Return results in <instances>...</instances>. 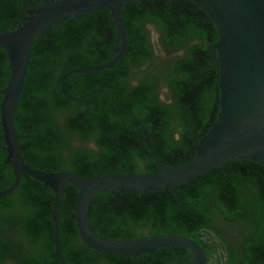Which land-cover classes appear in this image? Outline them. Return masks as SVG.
Here are the masks:
<instances>
[{
    "label": "trees",
    "instance_id": "16d2710c",
    "mask_svg": "<svg viewBox=\"0 0 264 264\" xmlns=\"http://www.w3.org/2000/svg\"><path fill=\"white\" fill-rule=\"evenodd\" d=\"M42 0H0V31H11L26 8ZM128 50L113 67L73 73L104 63L119 45L111 12L69 18L37 37L13 120L25 161L47 172L85 177L157 173L193 160L196 144L216 120L219 63L215 23L190 0H139L124 5ZM158 35L156 53L152 39ZM0 47V90L9 80ZM166 91L165 98L161 93ZM2 96L0 94V107ZM0 125V192L14 182L4 165ZM78 189L66 184L60 204V251L67 264H192L181 246L154 253L110 256L89 248L78 234ZM54 192L28 175L0 199V264H61L54 250ZM89 222L99 235L129 240L177 234L203 248L209 264H264V166L233 159L170 190L109 191L90 203Z\"/></svg>",
    "mask_w": 264,
    "mask_h": 264
},
{
    "label": "water",
    "instance_id": "95a60500",
    "mask_svg": "<svg viewBox=\"0 0 264 264\" xmlns=\"http://www.w3.org/2000/svg\"><path fill=\"white\" fill-rule=\"evenodd\" d=\"M135 1L139 0H42L38 7L26 8V17L15 29L0 32V47L7 51L10 69L7 85L0 90V125L7 151L5 164H10L14 172L13 184L0 192V199L16 190L24 174L54 192V250L61 264H67L60 251V204L66 184L78 189L74 219L80 239L89 248L105 255L135 258L152 254L159 248L181 246L191 252L192 264H209L199 243L186 236L146 235L116 240L97 234L89 222L91 201L98 194L109 191L170 190L233 159H248L264 166V0H190L215 23L219 36L213 47L219 63V112L208 132L196 144L193 160L178 167L166 166L155 154L146 133L151 156L161 168L157 173L130 171L89 178L71 171L47 172L25 161L13 117L37 37L69 18L80 19L82 14L93 11L111 12L119 38L114 57L98 65L67 72L62 80V90L66 94L64 84L69 75L113 67L122 59L128 50L122 8ZM67 96L74 100L85 97Z\"/></svg>",
    "mask_w": 264,
    "mask_h": 264
},
{
    "label": "rangeland",
    "instance_id": "374dc122",
    "mask_svg": "<svg viewBox=\"0 0 264 264\" xmlns=\"http://www.w3.org/2000/svg\"><path fill=\"white\" fill-rule=\"evenodd\" d=\"M152 39L154 41V44H155V48H156V53H161V54H165V52L159 47V44H158V35L156 34V32L153 30L152 32ZM165 93L166 91L164 90L162 93H161V97L165 98Z\"/></svg>",
    "mask_w": 264,
    "mask_h": 264
},
{
    "label": "flooded vegetation",
    "instance_id": "af4514ba",
    "mask_svg": "<svg viewBox=\"0 0 264 264\" xmlns=\"http://www.w3.org/2000/svg\"><path fill=\"white\" fill-rule=\"evenodd\" d=\"M0 32H8V31H0ZM66 92V91H65ZM161 99H164L163 97H161ZM146 133H148L147 131H145V135H146ZM149 135V134H148ZM149 137H150V135H149ZM150 141H151V139H150ZM146 144H147V136H146ZM152 145V144H151ZM5 147V146H4ZM5 149V148H4ZM7 152V151H6ZM4 165H7V164H5L4 163ZM13 168V167H12ZM14 173V172H13ZM4 264H15V262H13V261H11V260H7L6 262H4Z\"/></svg>",
    "mask_w": 264,
    "mask_h": 264
}]
</instances>
